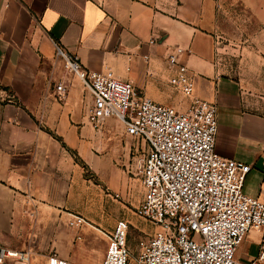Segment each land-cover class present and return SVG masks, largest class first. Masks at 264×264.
<instances>
[{"label": "crops", "instance_id": "1", "mask_svg": "<svg viewBox=\"0 0 264 264\" xmlns=\"http://www.w3.org/2000/svg\"><path fill=\"white\" fill-rule=\"evenodd\" d=\"M56 45L179 109L192 99L169 78L186 67L194 96L217 106L216 151L251 165L243 190L264 204V0H0L1 246L28 264H102L139 180L130 137L112 118L93 129L92 96Z\"/></svg>", "mask_w": 264, "mask_h": 264}, {"label": "built area", "instance_id": "2", "mask_svg": "<svg viewBox=\"0 0 264 264\" xmlns=\"http://www.w3.org/2000/svg\"><path fill=\"white\" fill-rule=\"evenodd\" d=\"M217 53L220 59L223 54ZM56 56L65 72L90 92L93 129L100 131L112 118L141 144L144 154L138 165L144 195L135 213L156 231L139 242L137 264H264V204L243 190L252 167L216 151L217 106L194 96L186 67L169 78L192 99L187 108L179 109L146 97L109 68L85 69L76 54L59 45ZM169 62L177 63L175 54L169 55ZM55 90L57 97L65 98L63 82ZM86 222L74 216L76 225ZM129 226L127 220L117 222L102 264H130ZM250 232L259 234L260 249L245 262L237 253ZM29 257V252L0 245V264H28ZM49 264L68 263L52 256Z\"/></svg>", "mask_w": 264, "mask_h": 264}, {"label": "rangeland", "instance_id": "3", "mask_svg": "<svg viewBox=\"0 0 264 264\" xmlns=\"http://www.w3.org/2000/svg\"><path fill=\"white\" fill-rule=\"evenodd\" d=\"M223 48V47H222ZM130 140L131 146V166L130 171L133 178L139 179L133 188V195L127 202L125 207L118 210L117 208V221L120 219H126L129 221L128 231V245L130 247L131 256L130 264H137V256L140 250L139 242L141 240L149 239L155 233V227L144 219L136 215L135 211L143 197V189L141 185L142 175L139 169L138 161L143 157V150L141 144L137 143L133 139ZM138 148V151L135 150ZM117 205H119L117 203ZM259 234L256 232H250L246 241L240 246L238 255L245 258L249 254H252L256 249L257 240Z\"/></svg>", "mask_w": 264, "mask_h": 264}, {"label": "trees", "instance_id": "4", "mask_svg": "<svg viewBox=\"0 0 264 264\" xmlns=\"http://www.w3.org/2000/svg\"><path fill=\"white\" fill-rule=\"evenodd\" d=\"M60 140H61V139H60ZM77 160L80 161L78 157H77Z\"/></svg>", "mask_w": 264, "mask_h": 264}]
</instances>
